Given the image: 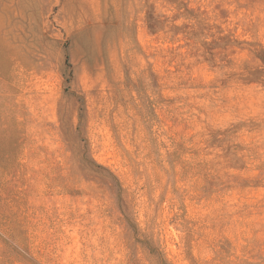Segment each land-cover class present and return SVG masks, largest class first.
Instances as JSON below:
<instances>
[{"label":"rangeland","instance_id":"1","mask_svg":"<svg viewBox=\"0 0 264 264\" xmlns=\"http://www.w3.org/2000/svg\"><path fill=\"white\" fill-rule=\"evenodd\" d=\"M0 264H264V0H0Z\"/></svg>","mask_w":264,"mask_h":264}]
</instances>
